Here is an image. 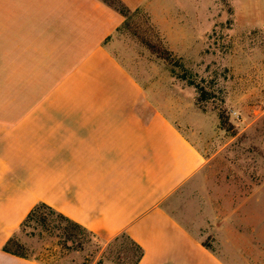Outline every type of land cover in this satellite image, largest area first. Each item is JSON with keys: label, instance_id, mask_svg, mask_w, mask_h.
<instances>
[{"label": "crops", "instance_id": "0c3cea01", "mask_svg": "<svg viewBox=\"0 0 264 264\" xmlns=\"http://www.w3.org/2000/svg\"><path fill=\"white\" fill-rule=\"evenodd\" d=\"M121 1L179 30L163 0ZM123 20L103 0H0V264H44L3 250L38 201L105 241L125 231L138 264H264V223L225 220L207 247L171 210L206 159L109 49Z\"/></svg>", "mask_w": 264, "mask_h": 264}, {"label": "rangeland", "instance_id": "374dc122", "mask_svg": "<svg viewBox=\"0 0 264 264\" xmlns=\"http://www.w3.org/2000/svg\"><path fill=\"white\" fill-rule=\"evenodd\" d=\"M162 3L172 18L165 29L174 21L179 30L165 35L151 24L183 69L205 87L208 100H197L195 87L171 72L173 61L142 43L144 12L134 14L107 44L144 84L153 105L200 146L205 167L179 190L171 210L187 225L199 226L203 241L212 245V228L225 220L264 223V0ZM219 112L233 124V134L219 128ZM246 234L252 237V230ZM21 239L44 264H96L104 249L64 250L52 238Z\"/></svg>", "mask_w": 264, "mask_h": 264}, {"label": "trees", "instance_id": "16d2710c", "mask_svg": "<svg viewBox=\"0 0 264 264\" xmlns=\"http://www.w3.org/2000/svg\"><path fill=\"white\" fill-rule=\"evenodd\" d=\"M103 1L117 10L124 18L122 24L115 32H118L123 25H128V21L134 14H138L141 11L144 12V22L147 29L143 32L147 34V36H141L142 43L151 53L162 58L167 63L171 64L173 61V64H171V72L178 78L187 79L188 84L195 87L198 93L197 100L206 101L210 98L205 87L194 80L192 76L183 69L178 59H175L172 52L162 43L154 25L151 24L147 12L140 8L130 9L121 0ZM174 67H179V74L174 72ZM218 120L220 129L232 132L231 134L234 133L232 129L233 124L225 114L219 112ZM22 235L37 236L40 239L44 237L52 238L55 244L64 250H83L86 246L93 245L96 250L99 251L104 245V249L96 261V264H138L144 253L143 247L133 240L125 231H121L110 240L105 241L83 225L43 201H38L33 205L18 228L3 245V250L6 252L23 258L37 260V257H33L27 252V248L21 239ZM203 244L208 247L206 242L203 241Z\"/></svg>", "mask_w": 264, "mask_h": 264}]
</instances>
